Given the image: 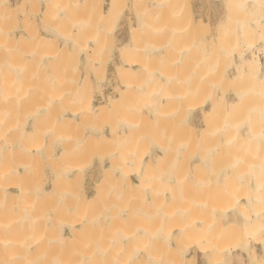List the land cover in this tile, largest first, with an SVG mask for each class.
<instances>
[{
	"label": "bare ground",
	"instance_id": "6f19581e",
	"mask_svg": "<svg viewBox=\"0 0 264 264\" xmlns=\"http://www.w3.org/2000/svg\"><path fill=\"white\" fill-rule=\"evenodd\" d=\"M44 1L49 7L53 3L52 0ZM127 1L109 0L105 11L98 9L101 8L99 6L101 3L98 4L99 1L97 2V0H88V4L95 9L97 7L99 16L104 17L111 16L120 4L125 5ZM133 1L135 2V5L132 3L134 7L139 2L144 3V7H142L140 14L136 12V22L129 21L128 24V32L132 42L127 44L125 52L129 55L127 57L121 56L125 58L121 59L120 67H115L118 68L117 80H112V82L119 80L120 84L113 83L114 86H117L112 88L114 89V92L111 93L113 95L107 96L106 103L94 105L91 102L93 107L90 106V108L89 102L92 94L90 90L92 87L89 91L88 89L92 85V83L90 85L89 80H91L94 72H89L87 69L83 76L76 74L80 64L77 65L76 62L74 64L67 59L71 41L74 39L62 37L64 44L60 46V35H56L53 28L49 33L45 32L43 35H38V38L43 39V42H40L41 45L45 44L44 40L52 42L51 51L47 57H43L44 59H40V54L35 57L34 49L30 50V48L28 52L20 45L26 38L23 31L17 34L13 28L4 27L5 20L16 17L17 11L13 9L14 5L9 3L3 8V1L0 0V264H187L188 255L185 248L189 246L193 249L191 262H195L199 254H202L204 259L220 255L217 257H220L219 262L222 260L220 262L222 264L225 260L223 257L227 256V252L234 256L232 251L239 249L247 255V257L244 256L247 260L241 261L239 259V264H264V0H231L233 2L232 8L238 16L236 28L233 31L232 48L225 41L219 45L217 41V46L213 48L212 53L207 57L205 56L208 58L206 60L204 56H195L196 51H193L194 48L189 43L190 46L186 45L187 47L185 46L181 52L187 55L181 72H178L181 61H177L175 58L178 53L177 55L175 52L172 54L175 48L177 50L178 44L175 41H179L177 39L180 37L181 31L174 30L173 34H166V41L161 46L155 47V50L151 49V45L147 47L135 42V40H139V37L142 38L145 35L148 37L150 34L149 31L152 27L150 16L153 14V9L168 12L172 8L176 9L177 0ZM129 3L128 5H130ZM174 15V20L178 19L176 18L177 14L174 13ZM191 16L194 17L195 15ZM192 17L189 19L191 31L194 24ZM73 42L79 44L77 41ZM174 42L176 47L172 46ZM37 44L39 45L38 42ZM74 44L72 43V47ZM234 44H237V49L234 48ZM81 47L83 46L81 45ZM76 48L80 50L78 45V47H73L72 53L77 51ZM87 48L90 49V46L88 45ZM24 49L25 53L23 54ZM153 50L154 57L158 61L167 60L171 54L173 58L171 61L168 58L170 65L169 62L165 61L163 70L160 72L157 69L158 73L154 72L155 74H152V67L146 59V56H150ZM93 51L92 55L96 52ZM77 53L75 52V54ZM33 58H37L38 61L34 66H30L28 61H32ZM91 60L88 59V62ZM173 60L176 62L173 63ZM46 61H51L53 64L48 66ZM229 62L230 70L227 73L225 69H222L221 76L227 84V88L219 90L214 83L215 76L222 66ZM171 63L173 64L171 65ZM90 64H87L91 67H89L90 69L97 65L95 62L92 64V61ZM115 68L114 74L116 73ZM72 70H76L75 74ZM137 72L138 74L141 73V82L136 85L132 78L137 79ZM98 76L97 74L96 77ZM99 77L102 78V76ZM100 78L99 80H101ZM105 80H109V78ZM131 81L135 84L133 85ZM152 83L153 95L150 93ZM214 85L216 89L213 90ZM88 92L91 94L89 95ZM103 93L101 94L103 95ZM68 100L72 101L73 108L66 109L61 105L59 106ZM133 100L135 102L134 107L129 105L130 103L133 104ZM29 102L34 104L37 102L35 105L40 107L33 111L34 113L30 112L34 121L33 124L30 121L31 126L26 129L27 127L25 128L22 126L23 123L21 124L20 117L22 115L18 111V106L24 104L23 109L26 106L28 108V104H31ZM53 104L58 105L57 108L53 107L54 110L51 108ZM68 105L66 106L68 107ZM120 107L123 108V112L126 111L128 117H121L119 125H116L115 122L120 120L117 119L120 114L118 116H114V114L121 110ZM59 108H63V110ZM119 108L120 110H118ZM21 109L19 110L21 111ZM64 109L66 110L64 111ZM123 112L122 115L125 114ZM199 114H201V122L206 130L209 129L216 117L224 119V122L218 126L219 129L216 127L213 131L217 134L221 127V135L224 134V137L227 138L223 142V144L226 143L224 145L226 150L223 149V152L226 151L227 154L221 151L220 156L225 155L226 157H222L231 161L230 164L227 163L229 168L231 165V175L228 173L231 178L228 179L229 176L225 178L224 175L226 174H223V182L226 180L223 184L226 183V185H221L223 187L219 192L220 205L214 211L213 216L206 217L201 209L207 205V199H200L201 196L198 192H201L200 189L203 185H198L192 180L193 177L188 174L184 177L185 179H180L170 171L179 163L180 156L178 155L181 154L184 157L186 154V152H182L183 155L179 153L180 151L177 148L174 149L170 143V137L175 126L180 122L183 125V132L187 130L185 134L188 136L192 131L191 134L193 135V130L190 129L197 128L194 119ZM50 115H53L54 120L52 122L53 127L49 130L48 125L44 122H47ZM105 115L108 117L104 118L111 123L106 128L107 130H104L105 127L103 126L100 127L99 123L101 129L93 128V138L89 135L92 139L89 137L88 140L85 139L86 135L81 133L82 125L80 123L89 118L87 121L91 120V123L95 124L96 120L94 121L93 118L100 120ZM109 117L113 118L109 119ZM225 117L227 118L225 119ZM59 118H62L61 122L58 120ZM31 119L33 120V118ZM106 119L105 121L108 122ZM84 121L83 124L88 123ZM40 124L43 126L40 127ZM44 127L46 128L43 129ZM84 127L87 128V126ZM204 127L197 129L204 133L206 131L203 130ZM41 128L43 131L48 129L44 137L49 146L45 149L39 147V145H43L41 142L44 138L42 137L41 141L39 140L40 144L35 146L39 149L35 151L39 155H43L44 152L46 154L48 151V158L46 157L47 154L44 156L47 158L46 162H50L48 165H52L50 169L51 192L48 190L33 191L32 201L27 202V194L30 193V190L23 185L27 180V176L24 174L30 170L29 162L34 158L37 159L38 155L35 157L36 152L34 151L33 157H27L28 160L20 157L23 155L21 152L24 148L23 145L28 143H26L25 138L24 141H26L24 142L22 137L18 140L23 145L15 144L18 142V140L15 141L17 139L16 134L21 131V134L25 132L36 136L34 134L38 133L40 136ZM85 128L83 129L85 130ZM216 130L218 131L216 132ZM33 136L31 135V137ZM145 137L148 139L153 137V141L156 140L153 144L155 145L153 146L155 151L153 157L148 151L142 155L138 154V151L130 152L133 147L129 146L128 139L131 138L132 143H134L133 140L137 141L135 146H138L140 140ZM31 140L33 141L32 138ZM84 140L88 141L87 143H91L89 141L91 140L93 144H89V146L92 148L107 146L109 149L106 150L110 151V154L108 153L101 159L97 157L100 160L99 170L103 178L98 185H94L96 187L92 195L81 191L83 194L81 193L80 201H78L80 193L76 192L77 194L74 195L75 192L73 191L74 194H72L76 198L74 197L72 202H68L66 211L62 209L63 212H66L64 215L56 208H53L52 211L43 210L49 204L53 194H60L66 183L72 185L74 178H77L76 175L81 174L80 162L83 165V160L80 161L79 159H83V150L84 147H87L86 144L83 145ZM36 141L38 142V140ZM126 142L131 148H129L128 155L123 153L127 146ZM29 145L31 144L29 143ZM120 146L122 149H118ZM51 147L56 150L55 154L49 151ZM111 147L113 150L116 148L118 153H121L115 154L116 150L113 152ZM27 148H29L27 150L31 149L30 146ZM135 148L137 147H134V150ZM179 149L181 150L180 145ZM187 151L189 154V150ZM219 151L218 154H220ZM26 152L29 154L24 155L31 156L29 151ZM213 152L215 153L212 154ZM210 153L191 154L190 161L186 160L187 169L194 167L193 170H195L198 167H208L209 162L215 163V159L220 156H217L216 151L213 150ZM100 155L103 156V154ZM12 156H17V158L19 157L18 160L20 158L23 160L20 159L19 161L22 164L21 169L25 171L22 175L25 177V180L22 179L24 181L17 178L21 176V170L18 172V168L15 169L19 165L15 166L16 157L13 162L11 161ZM150 172L153 174V211L148 212L152 211L153 215L151 216L150 213L148 215L158 222L153 224L151 233L148 234L143 230L133 232L132 235L130 232L127 234V231L119 234L122 232L119 230V233L116 232L119 234L118 246L112 248L111 246L116 241H114L115 236L109 241L103 239L107 237L105 235H108L105 229L111 228L114 223L126 226L128 221L126 219H130L129 217H132L137 211H134L127 200L145 189V186L151 181ZM188 172L190 174L189 170ZM93 177L95 178V176ZM15 179L20 180L19 183ZM93 184L95 183L93 182ZM235 190H240V193L236 194ZM15 192H18L19 197H16ZM63 193L61 197H64ZM68 199L71 201L69 197ZM65 202L67 203V199L66 201L60 200L61 208ZM107 202L108 207L105 209ZM73 203L75 206L73 205L72 208L71 204ZM102 206H105L103 211ZM141 213L140 215H142ZM200 214L201 216H199ZM148 215L146 214V217H149ZM159 222L163 223L166 228L162 227ZM240 223L243 225L242 229H240ZM106 224H108L107 228H105ZM168 224L172 225L168 226ZM66 230L68 233L65 232ZM103 231L106 233H104V237L99 235L100 233L103 235ZM97 235L101 237L99 238ZM159 235L170 245V248L166 249L165 255L160 252H153L151 247V245L153 246V236ZM91 236H97L98 240H93ZM231 237L234 243L228 248L222 246ZM131 241L136 244H130ZM105 242L108 247H105ZM250 243H253L254 247L250 246ZM256 246L260 247V254L256 251ZM224 264H234V262L228 259Z\"/></svg>",
	"mask_w": 264,
	"mask_h": 264
},
{
	"label": "rangeland",
	"instance_id": "374dc122",
	"mask_svg": "<svg viewBox=\"0 0 264 264\" xmlns=\"http://www.w3.org/2000/svg\"><path fill=\"white\" fill-rule=\"evenodd\" d=\"M2 1H3V6H2L3 8H5L7 6V4L9 3L12 6L14 5L13 9L15 11H17V16L16 17H12V18H9V19L5 20L6 22L4 24V27L7 26V27H10V28H13L14 29L13 31H15V33L17 31V34H19L21 31H23L24 34H26V36H25L26 38L24 39V41L20 45L22 46V48L27 49L28 52H29L30 48H31L30 50L34 49V56L35 57L40 54L39 55L40 59H44L45 57H47V54L49 53V51H51L52 46H53L51 44L52 42L44 40L45 44L41 45L40 42H43V39L38 38V35H43V34H45V32L49 33L50 30H53V28L55 30L54 33L56 35H58V34L60 35V37L57 36V37L61 38V39L58 38L60 46H63V44H64V40H62V37H64V38L67 37L69 39L71 38L72 40L74 39L73 41L79 42V44L78 43H75V44L79 45L80 50L78 48H76L77 51H74V53H72L73 47H78V45L75 46L74 42L70 40L71 41V45L69 47L70 51L67 54V59L69 61L73 62L74 64H75V62H76L77 65L80 64L79 65L80 67L78 66L80 69L79 68L77 69L79 71L76 74H78V75L81 74L83 76L87 72V69H88L89 72L90 71L94 72L92 77H95V79L98 78L97 80H94V78L91 77V80H89L90 85H91V83H92V85L89 86L88 91L90 90L91 87L93 88V89L91 88V90H90V92L92 94L88 92L89 95L91 94V97L89 96L90 97L89 107L90 106L93 107V103H94V105H98V104L102 105V104L106 103L107 96L108 95L109 96L113 95V94H111L112 92H114L113 91L114 89H112V88H115L117 85L120 84L119 80H118V82H114V81L117 80L116 79V74H117V71H118V68H115V67H120L121 61L125 57H127L129 55V53L127 55L126 52H125L127 44H130L132 42V39L130 38V35H129V32H128L129 21H131L132 23L136 22V19H137V17L135 16V15H137L136 12H138L140 14L142 7H144V3L142 4V3L139 2L138 5L136 3V6L134 7L133 4L135 2L133 0H128L126 2L127 4H125V5L120 4V6H118L116 8V10L113 12V14L111 16H104V17L102 16L101 17V16H99L100 13H99L98 9H100L101 11L107 10V5H108V1L109 0H97V2L99 1L98 4L101 3V5H99L101 8H98V9H97V7L95 9V8H93V6L92 7L89 6L88 0H52L53 3H52V5L50 4V7L45 3L44 0H2ZM145 1H147V0H145ZM128 2H130L129 3L130 5H128ZM136 2H138V0ZM177 3H178V6L176 7V9L172 8L168 12H166L165 10L163 11V10H160V9L159 10L158 9H153V14H151V16H150L151 19H152V21H151L152 27H151V29L149 31L150 34L148 35V37L146 35L142 36V38L139 37V40L138 41L135 40V42H138L137 44H139V45L140 44L143 45V46L146 45L147 47H149L151 45V47H152L151 49H154L155 47L157 48V47L161 46L164 43V41H166V34L169 35V33H172V32L174 33V30L181 31L182 33H181L180 37L177 39L179 41H175L178 44L177 45V50H175L176 49L175 48L174 51L172 52V54L175 52L176 55L178 53V56L175 57V58H177V61L178 60L181 61L180 67L178 68V72L182 71L184 60L187 57L186 54H182L181 52L184 50V47L186 45L187 46L189 45V43H190V45L193 46L192 47V48H194L193 51H196V55L195 56H197V55L199 56L200 55L202 57L203 56L207 57V56L210 55V53H212L211 51H213V48H215L217 46V41H218V45L221 44L222 41H225L232 48L233 38H234L233 37V31L236 28V21L238 19V16H236V12H234V10L232 8V6H233L232 3L233 2L231 0H177ZM102 5H103V7H102ZM137 6H138V8H137ZM172 10L173 11L176 10V11L173 12ZM172 12H173V15H174V13L177 14L176 18H178V19L174 20L175 15L173 17ZM192 12H193V14H191ZM189 15H190V17H192L191 15H193V16L195 15L194 17H192L194 19L193 20L194 24H193V27H192V31L190 29L191 24H190V20H189L190 19ZM79 27H80V29H79ZM77 28H78V30H77ZM94 28H95V30H94ZM76 30L78 32L80 31V33L78 34V32ZM189 30L192 32V34L190 33ZM188 31H189V34H188ZM62 32H63V34H62ZM64 34H65V36H64ZM93 36H95V37H93ZM145 37H147V38H145ZM93 38L95 39V41H94ZM60 41H62V42H60ZM92 41H93V43H92ZM37 42L39 43V45L37 44ZM175 42L172 45L173 47H176ZM72 43L74 44L73 47H72ZM94 44H96V45L94 46ZM81 45L83 47H81ZM88 45L90 46V49L87 48ZM123 46H125V47H123ZM84 47H85V49H84ZM94 47H95V49H94ZM86 48H87V50H86ZM234 48L237 49V44H234ZM25 49L23 50V54L25 53ZM91 49L94 50L93 52L96 51L95 53H93L94 55L91 54L92 53ZM122 49H124V50H122ZM37 50H39L40 52H38ZM85 50H86V52L87 51L88 52L86 53ZM154 50H153V53H150L151 55L149 54L150 56H146V59L149 61V64L152 67V74L158 73V70L161 72V70H163L162 69L163 65L166 62L167 63L169 62L168 64L170 65V61L173 59L172 58V54H171V56L169 55V57H168L170 59V61H169L168 58H167V60H165L166 62L164 60L163 61H158L154 57ZM172 50H173V48H172ZM75 52L76 53L79 52V53L75 54ZM124 52H125V54H124ZM89 54H91L93 57L91 55H89ZM191 55H189V56H191ZM121 56H125V57L122 58ZM86 57H87V59H86ZM206 57H205V59L207 60L208 58H206ZM37 58H33L32 61H28L29 65L30 66H34L36 61H38ZM94 58H97V59H94ZM88 59L89 60L92 59L91 60L92 64L94 62L97 64L93 69H90L91 67L87 65L88 63H89V65H91L90 64L91 61L88 62ZM46 62H47L48 66L53 64V62H51V61H46ZM172 62L174 63L176 61L173 60ZM173 63H171V65ZM229 64H230V62L229 63H225L222 66V68L219 70L218 74L215 76V82L214 83H215L216 86H218L217 88H219V90L227 88V84L222 80L221 76H222V69H225L226 72L228 73V70H230L229 69ZM83 67H86V68H83ZM114 68L116 69V73L115 74H114V72H115ZM156 70H157V72H156ZM72 72L75 74L76 70H74V71L72 70ZM95 74L96 75L98 74L99 76H102V78H100L99 76L96 77ZM136 74L138 76L141 75V73L138 74V72ZM137 75H136L137 79H134L135 77L132 78V80H135L134 82L136 83V85L140 84V82H141L140 81L141 80V76L138 79ZM99 78L101 80H99ZM108 78H109L110 81L109 80H105V79H108ZM112 80H114V81L112 82ZM91 81H93V82H91ZM131 82L133 83V85L135 84L133 81H131ZM89 83H88V85H89ZM113 83H117V85L114 86ZM109 85L112 86V87H110ZM215 85L212 87L213 90L216 87ZM69 87H71V86H69ZM100 92L101 93L104 92L103 95ZM150 93H151V95H153V83L150 85ZM87 94H86V96H88ZM64 102H66V103L69 102L70 106L68 105L69 103L66 104ZM64 102H62V104H59V106L61 105V106H63V108H66V109L70 108V107L73 108L71 100L64 101ZM91 102H93V103H91ZM132 102H133V104L130 103L129 105L130 106L133 105V107H134L135 106L134 100ZM29 103H31V102H29ZM36 103L37 102H35V104ZM35 104L34 103L28 104V108L26 106L25 109H23V107H22L24 104L22 106H18V111L22 115L20 117V120L22 121L21 124L23 123L22 126L25 127V128L27 127L26 129H29L31 124H33V121H34V117H32L33 115H32V113L30 114V112H33V111H35L36 109H38L40 107L38 105L36 106ZM56 104H53L51 106V108H53V107L57 108L56 106H58V105H56ZM39 105H40V103H39ZM66 105H68V107ZM24 107H25V105H24ZM122 107H120L121 110H120V108L118 109L120 111H116L117 113L115 112L116 114H114V116L115 115L118 116V114L121 115V116L119 115L118 117L116 116L117 119H120L119 122H118V120H117V122H115V120L113 119V121L116 123V125H119L118 123H120L121 119L124 118L127 115V113H125L126 111L123 112V108ZM54 108H53V110H54ZM63 108H59V109L63 110ZM19 109H21V111ZM26 109H27V111H26ZM66 109H64V111ZM51 112L53 113L54 111H51ZM122 112H123V114L124 113L125 114L122 115ZM52 116L53 115H50V117L47 120V122L43 121L44 123H46V125H48L47 127H48L49 130L52 129V127H53L52 122H53L54 118ZM129 116H130V114H129ZM102 117L103 118L100 119V120H99V118H93L94 121L96 120L95 124L92 122L95 125V127L91 123V120H89L90 122L87 121V119H89V118H87L85 120L89 124L86 123L84 120L83 121L85 122L84 123L85 125L82 123L83 121L81 122L82 124L80 123V125H82L81 126V128H82L81 133L83 132L82 134L84 136L86 135L85 139H87L89 137V135H91V137L94 136L93 135L94 134V131H93L94 129L93 128H96V129L98 128V130H99V128L103 126V127H105L104 130H107L106 128L109 126L110 122L104 117H108V116L105 115V116H102ZM113 117H109V119H111ZM126 117H128V116H126ZM31 118H33V120ZM226 118L227 117H225V119ZM22 119H24V120H22ZM105 119L108 122H106ZM27 120H28V122H27ZM58 120L61 122L62 118H59ZM30 121H31V124H30ZM72 122H73V120H72ZM105 122H106V124H105ZM223 122H224V119L216 117L213 120V122L211 123V126H210L211 128L209 127V129H207L208 130L207 131L206 128L204 127V125L201 122V114H199L198 117H196L194 119V124H195V126H197V128L200 127V129L202 127H204L203 130H206L204 133L199 132L200 129H197L195 127L194 129H192V128L190 129V130H193V135L191 134L192 131L189 130L190 134L187 136V134H185L187 130H185L183 132V128H182L183 125H182V123L179 122L175 126V130L171 134V137H170L171 138V142L169 141L172 144V147L174 149L177 148L178 151H180L179 153L186 152L184 157L181 156V154L178 155V156H180L179 157V163L177 162L178 164H176V166L173 169H171L170 171H172L173 174L177 178H180V179H185L184 177L188 174L191 177H193L192 180L197 182L198 185L199 184L203 185V186H201L202 188L200 189L201 192L200 191H198V192H199V196H201L200 199H207V205L205 206V208L201 209V211L205 214V217L206 216H213L214 211L219 207V205H220L219 192L221 191L220 189L223 186L226 185V183L223 184L226 181L225 180L223 182V179H224L223 177L225 176V178H226L231 173V169H230L231 165H230V168L228 167L229 166L228 164H230L231 161L226 160L227 158H225L226 157L225 155H222V156H225V157L220 156L221 155V151H222V153H226L227 154L226 151L223 152L224 147H226V146H224V145H226V143L223 144V142L225 141L226 136L224 137V134L221 135V133H220L221 132V127H220V132H218L220 134H218V133L216 134L215 131H213V130H215L216 127L218 128V126H220V124L223 123ZM99 123H100V127H99ZM41 124L39 125L40 127L43 126ZM46 125H44V126H46ZM77 125H79V124H77ZM83 125L87 126V128H85ZM96 125H97V127H96ZM104 125H107V126H104ZM113 125H114V123H113ZM45 128L46 127H44L43 129H45ZM83 128H85V130L87 129L86 132H85V130ZM48 129H46V131H43L42 128H41L42 131H40L39 133H41V134L43 133L42 136H41V134L39 136L38 133H35L34 135H36V136H33V134H29V133L26 134L25 132H23V134H21L22 133L21 131H20L21 133L18 132L16 134V136H17L16 138L17 139L15 138L16 139L15 141H17L18 138L22 139V137H23V141H24V138L27 140V141L25 140L26 143H28L27 145H29V143L31 144V145H29L31 149L27 150V149H29V148H27L29 146H27L26 144L23 145V143H21V142L19 143V140H18V142H15V144L19 143V144L23 145L24 148H25V146H27L25 148V150L29 151L31 153V156L30 155L26 156L29 153H27L24 150V148H22L21 152L23 153V155L24 154H26V155L20 156V154H19V156L20 157H24V159H27V157H33L34 153L37 151V149H39V147L42 148V149L43 148L45 149L47 146H49L48 141L44 137L45 133L48 131ZM194 130H195V133H194ZM217 131L218 130H216V132ZM79 132H80V130H79ZM30 133H33V132H30ZM28 134H29L30 137L28 136ZM31 135L34 138L35 137H37V138L34 139L33 137H31ZM14 137H15V135H14ZM14 137H13V139H14ZM42 137L44 139L42 140L41 143L44 145V142H45V145L43 146L41 144L42 146L39 145V147L37 146L38 148H35V146L37 144H40V141H41ZM91 137H89V138L92 139L93 137L92 138ZM31 138L33 139V141L31 140ZM131 138H129L130 140L128 139L127 142L130 143L129 146L131 148L132 147L133 148L131 149L128 146V143L126 142L127 146H126V149H124V150L127 151V149H128V151L127 152L123 151V153H127V155H128L129 150L131 149L130 152L138 151V154L140 153V155H142L144 153H147V151H148L150 156L153 157V152H155L154 151V147H153L155 145H153V144H155L154 141H156V140L153 141V137L149 138V139L146 138V137L142 138V140H140L139 145L137 144L138 146H135L136 142H137V141H135L136 139L132 138V139H135V140H133L134 143H132V139ZM36 140H38V142ZM85 141L86 140H84L83 145L85 146V144H86L87 147H84L83 159H81V158L79 159L80 161L83 160V165H81L82 163L80 162V168L82 169V171H80L81 174L76 175L77 178H74V182L72 181L73 179L71 180L73 182L72 185L70 184L71 186L69 185V183L68 184L66 183L65 186L62 187L64 191L62 189H61V191L64 192L63 193L64 197H61V196H63L62 192L60 194L59 193L53 194V196H51V200H50L49 204L46 207H44L43 210L48 209V210L52 211L53 208H56L58 211H61V212H63V210L66 211V208L68 207V202L69 203L72 202V199L75 197V196H73L74 192H75L74 195L77 194L76 192L80 193L79 194V199H78V201H80V198L82 197L81 193L84 191V192L88 193L89 195H92L93 192H94V188L96 187V186L94 187V185H96V184L98 185V183L103 178V175L100 173V170H99V165H100L99 161L100 160H98V158L101 159L102 157L107 156L108 153L110 154V151H107V150H109V149H107V146L106 147L101 146L102 149H101L100 146H97V148L100 149V150L96 151L95 150V149H97V148H95L96 146L94 148H92V146H89V144H91V145L93 144L91 140H89L91 143H87L88 141H86V143H85ZM184 143H185V145H184ZM181 144H183V145H181ZM221 144H223V145L221 146ZM179 145L181 146V150L179 149ZM121 146L123 147V145H121ZM121 146L118 149H122ZM114 147H116V146H114ZM117 147H118V145H117ZM134 147H137V148H135V150H134ZM186 148H187V150H189V154H188V151L186 150ZM110 149L113 152L116 150V148H114V150H113L112 147ZM190 150H192V151H190ZM212 150L216 151V153L220 150L219 151L220 154L217 153V156H220V157L216 158L214 156V158H216L215 159L216 160L215 163L209 162V166L208 167H202V168L198 167L195 170H193V168H194L193 166H192L193 168L187 169L188 167L186 166V164H188V163H187L186 160H188V162L190 161V157H192L191 154L193 155V153H194V155H197V154L200 155L199 153L207 154L208 152H209V154H211L210 152H212ZM224 150H226V149H224ZM49 151H51V153L53 152V154H55L56 150L51 147L49 149ZM15 153H12V154L15 155ZM99 153L103 154V156H101ZM114 153L116 154V153H118V151L116 150ZM119 153H121V152H119ZM183 153H182V155H183ZM214 153L215 152H213L212 154H214ZM46 154L44 152L43 155H39L36 152L35 157H37V155H38V157H37V159L36 158H34V159L32 158L33 159L32 161L29 160V161H31V162H29L31 167H30L29 171L26 170L27 172L25 174H24L25 171L21 169V165L22 164H20V161H19L20 159H21V161H23L22 158H20L19 160H18L19 157L17 158V156H15L17 158L16 160H15V157H13V156H12L13 158L12 157L10 158V159H12L11 160L12 162H13V159L16 161V165L14 164L15 162L13 163V165H15V166L19 165L15 169L18 168L17 169L18 172L21 170L20 171L21 172V176L17 177V178H19L20 180H22L24 178V180H25V177H22V175L24 174V175L27 176V180L23 184V185H25V187H27L30 190V193L27 194L28 195L27 196L28 200H26L27 202H31L32 201V196H33L35 191L36 192H39V191L43 192V190H48V191L51 192L50 169H51L52 165L49 166L48 164L50 162L49 161H48V163L46 162V160H47V158L49 156L48 155V151H47ZM49 154H50V152H49ZM44 155H46L47 158ZM188 155H190V156H188ZM121 156H126V155L124 154V155H121ZM221 157H222V160H220ZM29 159H31V158H29ZM217 159H219L220 161L217 160ZM18 161H19V163H18ZM27 163H28V161H27ZM23 164H26V163H23ZM15 166H13V167H15ZM226 167H228V168H226ZM223 168H225L226 171H223V170H225ZM93 169L97 170L99 173L97 171L93 170ZM228 169H230V170H228ZM188 170L190 171V174H189ZM224 173L226 175L223 176ZM149 175L151 176V177L149 176L151 178V181L145 186V189H143L137 195L131 196V198H129L127 200L128 204H130V206H132L134 211L135 210H137V211L139 210L140 213L142 211L141 214L144 215L145 217L140 215V213L136 211V213L133 214L134 216L132 215V217L131 216L129 217L130 219H128V218L126 219V221L128 220L127 222L125 221V219H123L126 222V226H124V225L122 226V225H120V223L119 224L118 223H114V224H112V226L110 228V227H108V224H106L105 228H107V227L110 228V229H108V228L105 229L107 231L108 235H109V236L108 235H105V236H107L108 238L104 237L105 231H103V235L101 233L99 234V235L104 237L103 239H105V240L107 239L108 241L112 237L114 239V236H115L114 241L115 240L116 241L111 246L112 248H116L118 246L117 245L118 244L117 238H118L119 234L123 233V231H125V232L127 231L126 232L127 234L130 232V235H132L133 232L135 233L136 231L143 230L144 232L146 231L147 234H148V233H151V230H152V228L154 226L153 224L158 222V221L154 220L153 217H151L153 215V212H152L153 211V174H152V172H150ZM93 176H95V178ZM230 178L231 177L229 176L228 179H230ZM91 179L93 180V182L95 184H93ZM24 180H22V181H24ZM19 181H17V182L19 183ZM22 181H21V183H23ZM12 182H14V181H12ZM227 184H228V182H227ZM66 185H68V186L66 187ZM221 185H223V186H221ZM15 193H16L15 194L16 197H19V194H17L18 192H15ZM235 193L239 194L240 190H235ZM13 197H15V196H13ZM68 197L71 199V201H69ZM61 199L62 200L64 199V201H66V199H67V203L65 202V204L62 205V208H61V204H60V200ZM74 201L76 202V199H74ZM74 203L71 204L72 208H73V205L75 206ZM106 205L107 206H106L105 209H107V207H108V202H107ZM104 207L102 206V211H103ZM150 210H152V211L148 212ZM65 213L66 212H63L62 215H64ZM148 213H150L151 216L148 215ZM203 213H202V216H204ZM146 214L149 217H146ZM207 214H209V215H207ZM199 216H201V214ZM123 220H122V222H123ZM164 220L166 221V219H164ZM191 220H192V218H191ZM160 221H162V220H160ZM165 221H163L164 224H165ZM159 223L162 224V227L166 228V226L163 223H161V222H159ZM241 224L242 223H240V225L238 224L241 227L240 229L243 228L242 227L243 225H241ZM113 225H114V227H113ZM166 225H167V223H166ZM169 225H172V224H168V226ZM119 228H121V229H119ZM119 230L122 231V232L119 233L118 232ZM65 232L68 233L67 230ZM116 232L119 233V234H116ZM126 233H124V234H126ZM112 234H113V236H112ZM99 235H97V236L100 238L101 236H99ZM116 235H117V237H116ZM97 236H91V237H92L93 240L94 239L98 240ZM150 239H151V237H150ZM93 240H90V241H93ZM233 243H234V240L231 237L226 242H224V244L222 246H225L226 248H228ZM106 244L107 243L105 242V247H108V244L107 245ZM130 244L135 245L136 243L134 241H131ZM249 245L254 247L253 243H250ZM151 247L153 248V252H155V253L156 252H160L162 255H165L166 249L170 248V245L166 241H164L162 236L159 235V236H153V246L151 245ZM256 248L255 249H256V251H258V253L261 252L260 247L256 246ZM185 251H186V254L188 255V260H187L186 263L187 264H192V262H194V261L191 262V260H192L191 256L193 255L192 254L193 249L189 246V247L185 248ZM232 252H234L233 253L234 256H231L227 252L226 253L227 256L223 257V259L225 258V260L223 261L222 264H224L225 261L228 260V259L229 260L231 259L234 262V264H239L240 260L241 261L242 260L244 261V259L247 260V258H246L247 255H245L246 254L245 252H242L239 249L238 250H233ZM241 253H243V254H241ZM217 256H220V255H217ZM217 256H211L209 259H204L202 257V254H199L197 256L196 261L193 264H196V263H198V264H221L220 262L222 260L219 262L220 257H217ZM244 256H246V257H244ZM221 259H222V257H221Z\"/></svg>",
	"mask_w": 264,
	"mask_h": 264
}]
</instances>
